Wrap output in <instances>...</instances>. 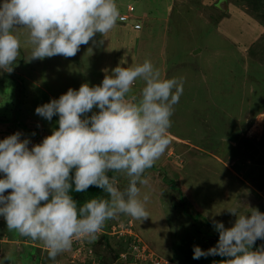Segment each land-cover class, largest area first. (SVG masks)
<instances>
[{"label": "rangeland", "instance_id": "1", "mask_svg": "<svg viewBox=\"0 0 264 264\" xmlns=\"http://www.w3.org/2000/svg\"><path fill=\"white\" fill-rule=\"evenodd\" d=\"M117 5L125 13L129 5L135 8L128 23H140L139 34L133 38L119 31L118 45L114 39L101 45L97 33V44L81 45L69 58L30 60L27 30H17L21 48L14 70L0 72V140L19 131L22 139H31L30 147L40 143L58 128L59 117L38 116V106L70 88L101 84L104 69L111 74L118 65L150 59L164 78L182 77L184 92L171 117L170 144L145 173L149 217L108 220L101 244L97 238L87 248L72 244L55 261L43 244L9 231L0 218V256L10 254L14 264H101L99 254L102 261L109 256L107 264H118L115 251L124 247V261L133 264L129 248L141 239L147 252L179 264H222L227 257L193 259L194 246L216 245L213 221L232 227L237 217L230 207L249 216L252 209L264 213V2L256 9L246 0H117ZM142 87L138 80L133 91L138 94ZM118 175L123 188L127 178ZM173 180L174 189L168 185ZM76 248H82L80 258L74 256Z\"/></svg>", "mask_w": 264, "mask_h": 264}, {"label": "clouds", "instance_id": "2", "mask_svg": "<svg viewBox=\"0 0 264 264\" xmlns=\"http://www.w3.org/2000/svg\"><path fill=\"white\" fill-rule=\"evenodd\" d=\"M120 18L117 0H0V72L11 73L20 55L18 29L27 30L32 59L73 57L97 33L103 44ZM101 84L70 88L58 99L38 106V116L58 128L31 147L16 133L0 140V218L9 231L41 242L50 260L71 249L74 239L94 242L108 220L125 215L149 217L142 192L152 168L170 144L174 106L184 92L182 77L164 78L150 59L117 66ZM143 82L139 93L133 91ZM96 109V111H93ZM91 113V115H89ZM112 173V175H109ZM127 178L120 187L119 175ZM98 187L106 198L82 205L73 192ZM6 190H11L5 195ZM237 219L232 227L213 221L215 246L193 247V259L221 256L222 264H264V213L226 208ZM14 264L10 254L0 264Z\"/></svg>", "mask_w": 264, "mask_h": 264}, {"label": "trees", "instance_id": "3", "mask_svg": "<svg viewBox=\"0 0 264 264\" xmlns=\"http://www.w3.org/2000/svg\"><path fill=\"white\" fill-rule=\"evenodd\" d=\"M246 2L251 6V8H253V9H256V7L257 8H259V6H261V4L264 2V0H246ZM256 7H255V6ZM127 11H128V9H127ZM133 11H135V8H134V10ZM132 13L133 12H131V14H130V17H128L127 19H118V21H119V23H117L116 24V26H115V28L107 35V40L109 39V40H115V43L118 45V43L116 42V38H117V35H118V33H119V31H120V34H122V35H128L129 37H133V38H135L136 37V34L135 33H138L139 34V31L141 30V28H142V26H141V24L140 23H134V25L132 26V25H130L129 23H128V21H130V19L132 18V17H134V16H132ZM122 14H125V12L124 11H122V10H120V15H122ZM122 22H124V23H122ZM136 24H140V28H136L135 27V25ZM122 28V29H121ZM129 34H131V35H129ZM16 123V122H15ZM15 125H17L18 126V124H14V126ZM109 175H112V173H109ZM0 178H2V177H0ZM168 185H170V187H172L173 189H174V187L177 185L176 184V182L173 180V181H169V183H168ZM7 191L8 190H6V193H5V195H7L8 193H7ZM9 192H10V190H9ZM180 194H182V192H180ZM73 197H74V199H76L81 205L86 201V200H89V199H92V198H106V194L105 193H103L102 192V190L101 189H99L98 187H94V186H92V187H90L86 192H81V193H75V192H73ZM183 204L184 203H182L181 205L183 206ZM185 206H187V203H185L184 204ZM107 224V223H106ZM108 226H109V224H107L106 225V227L105 228H108ZM101 236V237H100ZM98 240H97V242L98 243H102V241L103 240H106V235H103V233H99V235H98V238H97ZM108 241V240H107ZM261 242H259V241H256V243H255V246H254V249L253 250H255L256 248H259L260 247V244ZM40 244H42L41 242H40ZM111 247H108V249H110ZM124 251V247H119V248H117L116 249V254H115V257L114 258H118L119 257V261L120 262H117L118 264H128V260H129V258L126 260V261H124V260H122L121 259V256H120V254L122 253ZM99 256V258H100V263L101 264H107V263H109V261H110V259H108L109 258V256L108 257H106L105 256V259L102 261V257H100V255L99 254H97V257ZM131 260H133V256L131 255ZM130 260V261H131ZM86 261V260H85ZM129 261V262H130ZM139 261V262H138ZM212 261H214V260H211L210 262H212ZM126 262V263H125ZM141 263V260H136V261H134V263L133 264H140ZM222 263V262H221ZM85 264H90V262H85ZM186 264V263H185ZM220 264V263H219Z\"/></svg>", "mask_w": 264, "mask_h": 264}, {"label": "built area", "instance_id": "4", "mask_svg": "<svg viewBox=\"0 0 264 264\" xmlns=\"http://www.w3.org/2000/svg\"><path fill=\"white\" fill-rule=\"evenodd\" d=\"M127 9H128V12L129 13H125V14L120 15V19H127L128 17H130V14H131V12H133L134 7L131 6V5H129ZM135 27L136 28H140V24H136ZM112 229L116 230L115 227H113ZM114 230H113L112 233H117L118 232L117 230L116 231H114ZM99 233H101V231ZM99 233H98V235H99ZM119 233H120V235L123 234L120 231H119ZM98 235H97V238H98ZM133 236L135 238L138 237L136 235H133ZM78 243H80L85 248H87V246L89 244L88 240H86V239H83V238H81V239H74L73 245H76L77 246ZM132 246L134 247V249H133V247L130 246L129 250L130 251H134V252H132L133 255L132 254L131 255L136 260L139 259V260L142 261V259H143V260H145V263H147V264H179V263H176V262H174V261H172V260H170L168 258H164V257L158 255L155 252L154 253H152L151 251L150 252H147L148 248L142 246V240L141 239H134L133 240V243H132ZM81 249L82 248H79V249L76 248V252H75V255H74V256H76V258L77 257L80 258ZM78 251H79V253H78ZM129 254H130V252H129ZM120 256H121V259L124 260V259H126L128 257V253L127 252H122L120 254ZM80 264H82V263H80Z\"/></svg>", "mask_w": 264, "mask_h": 264}, {"label": "water", "instance_id": "5", "mask_svg": "<svg viewBox=\"0 0 264 264\" xmlns=\"http://www.w3.org/2000/svg\"><path fill=\"white\" fill-rule=\"evenodd\" d=\"M226 7H227L226 2H223V1H222V3H221V8H222V9H227Z\"/></svg>", "mask_w": 264, "mask_h": 264}]
</instances>
